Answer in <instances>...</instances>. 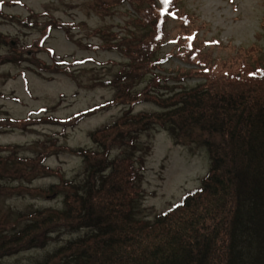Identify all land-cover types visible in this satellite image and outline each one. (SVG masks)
<instances>
[{
  "label": "rangeland",
  "instance_id": "374dc122",
  "mask_svg": "<svg viewBox=\"0 0 264 264\" xmlns=\"http://www.w3.org/2000/svg\"><path fill=\"white\" fill-rule=\"evenodd\" d=\"M140 4L141 0H0V157L6 158L0 162V238L21 230L31 212L61 207V195L46 190L60 178L81 179L79 150L104 152L92 141V132L126 109L138 113L157 108L143 97L131 104L115 99L116 85H127L121 84L126 80L119 78L120 72L138 51L132 39L142 34L146 38L155 29V3L149 7L151 13L148 9L137 17ZM177 5L180 13L191 17L212 72L224 75L219 71L226 62L261 58L264 0H177ZM180 32L179 20H164L165 38L157 52L164 76L187 66L174 40ZM146 75L129 81L127 95L142 91L152 73ZM194 136H175L154 126L136 134L133 147L115 143L107 148L110 159L122 151L134 162L140 178L139 217L152 221L200 187L210 162ZM79 235L82 231L60 229L41 247L23 243L1 248L0 264H35Z\"/></svg>",
  "mask_w": 264,
  "mask_h": 264
},
{
  "label": "trees",
  "instance_id": "16d2710c",
  "mask_svg": "<svg viewBox=\"0 0 264 264\" xmlns=\"http://www.w3.org/2000/svg\"><path fill=\"white\" fill-rule=\"evenodd\" d=\"M152 3L155 29L146 38L132 39L138 51L132 49L131 64L120 72L126 80L121 84L127 85H116L115 99L131 104L143 97L157 108L126 109L92 132L104 152L79 150L81 179L60 178L46 190L61 195V207L31 212L21 230L3 234L0 252L23 243L44 246L57 230L66 229L82 235L35 264H264V51L260 59L226 62L219 71L225 74H216L177 0H141L137 17L148 9L151 13ZM167 17L180 21L182 32L174 40L187 66L164 76L157 52ZM149 73L142 91L127 95L129 81ZM188 77L198 79L187 84ZM170 80L175 84L169 86ZM154 126L175 136L195 135L210 165L198 189L149 221L138 215L140 178L132 158L121 151L110 159L107 148L115 143L133 147L136 134Z\"/></svg>",
  "mask_w": 264,
  "mask_h": 264
}]
</instances>
